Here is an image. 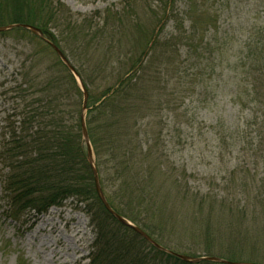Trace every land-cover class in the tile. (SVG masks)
Returning a JSON list of instances; mask_svg holds the SVG:
<instances>
[{
    "label": "trees",
    "instance_id": "obj_1",
    "mask_svg": "<svg viewBox=\"0 0 264 264\" xmlns=\"http://www.w3.org/2000/svg\"><path fill=\"white\" fill-rule=\"evenodd\" d=\"M181 2L178 7L176 0H128L117 11L108 9L99 18H80L59 0H0V28L12 27L0 35L17 33L37 41V49L30 54L40 58V63L24 60L15 73L23 80L14 78L15 87L10 91L14 103L5 110L0 138V194L12 219L28 212L42 215L68 201L84 206L97 238L89 253V264H224L206 260L187 263L175 255L247 263L233 261L227 255L209 254L206 250L216 246L211 241H207L201 256L180 254L162 246L158 237L161 223L151 229L141 223L135 211L125 208L124 195L122 199L116 197L123 187L132 188L133 196L139 193L135 197L140 209L147 198L152 207L158 203L155 193L149 196V189L134 180L141 173L140 179L147 177L149 184L156 182L158 175L161 184L171 185L173 175L166 170L169 156L162 136V114L167 111L171 122L174 115L169 104L173 98L163 99L175 94V90L167 91L170 81L183 80L184 84L205 89L210 88L214 75L223 77L224 70L235 73L240 68L243 78L236 89L246 83L255 96L250 101L260 100L258 105L264 106V17L258 47L246 45L247 56L239 59V53L236 55L231 48L226 19L218 24L220 16L205 0ZM142 9L149 15L146 22L141 20ZM21 26L33 28L38 34ZM53 30L59 31V37ZM53 47L72 67L87 94L85 129L107 205L162 250L120 224L103 207L81 134L83 95ZM46 57L50 63L45 67L46 74H40L39 67ZM238 61L240 65L235 70ZM29 68L35 70L32 77ZM57 68L65 73L64 77L61 72L59 79L49 75ZM61 81L69 85L67 90ZM68 95L73 96L74 104H69ZM240 98L237 89L234 99ZM65 101L70 107L74 105L69 118H64ZM22 102L24 105H20ZM157 116L159 121L153 122ZM260 127L264 128V115ZM217 142L227 145L228 140L220 137ZM102 155L112 163V182L120 180L112 193L114 198L103 190L99 169ZM183 176L186 177L184 173ZM261 189L256 198L264 203V185ZM155 209L145 212L153 217Z\"/></svg>",
    "mask_w": 264,
    "mask_h": 264
},
{
    "label": "rangeland",
    "instance_id": "obj_2",
    "mask_svg": "<svg viewBox=\"0 0 264 264\" xmlns=\"http://www.w3.org/2000/svg\"><path fill=\"white\" fill-rule=\"evenodd\" d=\"M59 1L80 18H99L104 11H117L128 2ZM205 1L220 16L218 24L226 19L235 54L239 53V59L246 58L247 46L258 47L263 35L264 0ZM181 3L176 0L178 7ZM148 17L142 9L141 20L146 22ZM51 32L59 37L58 30ZM36 44L37 41L25 39L17 33L0 35V138L6 107L14 103L10 92L15 87L14 78L23 80L15 73L24 60L40 61L39 57L30 54L37 49ZM48 59H42L40 74H46ZM25 64L29 67L28 62ZM56 70L48 72L49 75L58 79L64 77L63 71ZM242 70L238 68L235 73L224 70L223 77L214 75L210 88L205 89L199 85L195 88V83L192 86L189 82L184 84L183 80L168 83L167 91L175 90V94L163 99L173 98L169 104L174 115L171 122L167 111L162 114L165 119L162 136L169 156L166 170L173 175L171 185L161 184L158 175H155L157 181L149 184L147 177L140 179L141 173L140 178L133 177L134 180L149 189V196L155 193L158 203L152 207L147 198L140 209L135 197L139 193L133 196L132 188L125 187L116 197L122 199L124 195L125 208L135 211L141 223H147L151 229L161 223L158 231L160 244L175 252L201 256L205 254L207 241H211L216 246L206 250L209 254L227 255L233 257V261L264 264V203L256 198L264 185V128L260 127L264 106L258 105L260 100L250 101L255 96L252 97L250 87L243 82L237 87L240 100L234 99L238 80L243 78L239 75ZM28 71L29 77L35 74V70L29 68ZM29 77L25 79L29 80ZM62 81L63 89L67 90L69 85ZM66 97H69V104H74L73 96ZM78 97L79 110L81 96ZM64 104V118H69L74 105L70 107L67 101ZM158 121L159 116L153 117V122ZM220 137L227 138V145L218 144ZM95 161L93 155V164ZM99 163L103 190L114 198L112 193L120 180L112 182L113 166L105 155L99 158ZM148 209H155L157 214L149 217L145 212ZM86 211L84 206L68 201L61 208H51L42 215L28 212L12 219L0 194V264H89V253L97 238Z\"/></svg>",
    "mask_w": 264,
    "mask_h": 264
},
{
    "label": "water",
    "instance_id": "obj_3",
    "mask_svg": "<svg viewBox=\"0 0 264 264\" xmlns=\"http://www.w3.org/2000/svg\"><path fill=\"white\" fill-rule=\"evenodd\" d=\"M23 28H25L28 31H31L32 33L38 34V32L33 29V28H29V27H25V26H21ZM12 27H7V28H0V32H4L7 31L9 29H11ZM54 51L56 52L57 56L59 57V59L61 60V62L67 67V69L70 71V73L72 74V76L76 79L77 83L79 84V87L82 91V95H83V100H82V107H81V134H82V138L84 140V143L86 145V151H87V161L89 166L92 169V173L94 176V181H95V187H96V192L97 195L103 205V207L105 208V210L107 212H109L120 224H122L123 226H126L130 229H132L133 231H135L136 233H138L141 237H143L148 243L152 244L153 246H155L157 249L162 250L159 246H157L156 244H154V242H152L144 233H142L139 229H137L136 227H134L131 223H129L128 221H126L125 219H123L120 216H117L116 214H114L112 212V210L110 209V207L107 205L101 191L99 188V184H98V178H97V173H96V169L94 167L93 164V153H92V149L88 140V136L86 133V129H85V115L87 112L86 109V99H87V94L79 80V78L77 77L76 73L74 72V70L72 69V67L69 66L68 62L64 59V57L62 56V54L56 49L54 48ZM178 259L187 262V263H195L198 261H202V260H206V261H211V262H216V263H224V264H253V263H230V262H224L222 260L216 259V258H199V259H192L189 257H185V256H181V255H175Z\"/></svg>",
    "mask_w": 264,
    "mask_h": 264
}]
</instances>
